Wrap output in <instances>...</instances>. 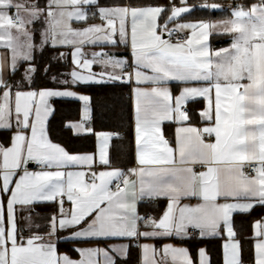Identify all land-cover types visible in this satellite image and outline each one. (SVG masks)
I'll return each instance as SVG.
<instances>
[{
    "label": "snow or ice",
    "instance_id": "6c2138e0",
    "mask_svg": "<svg viewBox=\"0 0 264 264\" xmlns=\"http://www.w3.org/2000/svg\"><path fill=\"white\" fill-rule=\"evenodd\" d=\"M180 2L177 7L170 0L165 7L0 0V134H7V143L0 138V264H126L133 242L142 250V264H194L185 247L166 243L157 248L139 241L183 243L197 236L226 238L223 264H244L234 217L264 208V0L237 5L231 19L169 28L170 21L192 11L187 0ZM166 12L170 15L160 24ZM90 18L101 23L72 27L74 21L87 24ZM185 30L190 34L173 42V33ZM212 34L229 35L232 42L212 49ZM120 44L130 46L131 72L125 71L128 61L114 53L83 50ZM61 46L74 49L72 70L48 77L49 63L43 72L53 86L34 87V52ZM24 65L21 79H14ZM94 66L101 71H93ZM133 81L135 167L125 170L111 165L113 134L93 133L88 126L92 98L73 89ZM169 82L183 85L178 95ZM54 99L82 102L80 121L65 127L77 137L96 135L97 153L71 154L50 139L47 124L55 112ZM190 102L203 104L196 124ZM165 123L174 125L171 139L164 135ZM30 164L40 170L30 171ZM97 165L103 170H93ZM65 201L70 209L64 208ZM145 201L166 203L158 217L141 216L137 206ZM45 202L58 205L47 218L46 231L23 236L17 229L18 211L27 210L31 220L32 206ZM253 230L251 262L264 264V218L255 221ZM62 232L69 235L61 237ZM61 238L129 243L75 248L71 251L80 259H73L58 252ZM198 264H210L205 249L198 250Z\"/></svg>",
    "mask_w": 264,
    "mask_h": 264
},
{
    "label": "trees",
    "instance_id": "16d2710c",
    "mask_svg": "<svg viewBox=\"0 0 264 264\" xmlns=\"http://www.w3.org/2000/svg\"><path fill=\"white\" fill-rule=\"evenodd\" d=\"M229 1L235 3V7L239 4L250 5L255 3L256 0H187L192 6V11L184 14V17L209 20L222 17L227 12L226 9H205L200 8L198 5L204 3H215L223 6ZM43 3V0H41ZM101 6H107L113 3L128 4L132 3L137 6L143 5H162L170 7V0H99ZM168 12L163 13L160 22H164ZM39 27V25L37 26ZM36 44L40 42L39 33L36 36ZM60 53L64 56L61 59ZM70 51L63 48L45 47L43 52L37 49L34 52L35 61L37 66V75L34 87H52L51 81L45 76L43 69L46 65L51 63V68L48 72V77L51 75H58L60 73L70 72L69 65ZM56 59L53 60L52 58ZM21 67L14 79L20 80L24 68ZM66 78V77H60ZM82 93H88L91 98V113L94 132L109 131L115 134L111 140L109 159L113 167H120L122 169L130 168L134 163V147H133V119H132V105L130 98V87L126 84L113 83V84H99V85H81L76 87ZM195 108L199 107L200 103H193ZM55 112L52 114L48 121V134L54 143L60 144L70 153H88L95 151L96 135H87L77 137L72 134V131L65 127L69 122L78 120L81 116V104L77 100L69 99H55L52 101ZM195 120V117H194ZM169 139L173 136V131L166 130ZM118 134V136L116 135ZM0 138L7 143V134H0ZM165 202L161 204L154 211L153 215L158 216L161 214ZM58 205L56 203L35 204L33 206L34 215L30 220L31 223H25V219L20 221L23 232L22 235L27 236L38 232L44 234L46 231L47 218L57 213ZM264 217V208L256 207L249 214L235 215L234 227L237 231L238 238L241 239L244 248V264L251 263V252L253 240V223L261 220ZM39 224L41 227L37 229L35 225ZM222 240L223 238H210L205 240H198L196 238L190 241L183 242L190 250L191 256L195 259L197 249L204 246L210 257V264H223L222 256ZM57 249L59 251H67L75 256L76 252L71 251L69 243L58 242ZM138 247L131 246L126 264H136L138 262ZM117 264H125L124 261L118 260Z\"/></svg>",
    "mask_w": 264,
    "mask_h": 264
},
{
    "label": "crops",
    "instance_id": "0c3cea01",
    "mask_svg": "<svg viewBox=\"0 0 264 264\" xmlns=\"http://www.w3.org/2000/svg\"><path fill=\"white\" fill-rule=\"evenodd\" d=\"M171 2L173 4H175V6L177 7H180L182 6L181 5V2L180 0H171ZM154 6H159V5H154ZM187 6L190 7L192 9V6L187 3ZM86 8L88 6H85ZM220 9H226L227 12L225 14H223L222 17H219V18H215V19H209V20H198V19H192V18H188V17H184V15H182L180 18H178L176 21H172L173 24H171L170 26L168 27H175L176 24L178 23H187V22H199V21H209V22H216V21H220V20H224V19H231V12L232 10L229 9L226 5H223L222 7H219ZM14 11V10H13ZM91 11H95V8L93 7L91 9ZM89 15L91 16V12L89 13ZM170 15V12H168L167 16ZM166 16V18H167ZM101 21L96 18V19H89L87 24L83 23V22H76L74 21L72 23V27L73 28H77V29H82L84 27H87L88 25L90 24H100ZM160 24H163L164 22H160ZM169 25V24H168ZM187 34V36L190 34V32L188 30H185L183 31ZM167 38V37H166ZM232 42V38L231 36L229 35H218V34H212L210 35L209 37V44L211 46L212 49H222V48H226V47H229V45L231 44ZM39 45V44H38ZM60 48H63V49H66L68 51H70V53L74 50L70 47H67V46H61ZM84 52L85 53H91L92 51H105V52H109V53H114L116 55L117 58H120V59H125L128 61V67L125 69V71L127 72H131L133 70V57L131 55V49H130V46H127V45H123V44H120V45H117V46H113V45H105L103 47L99 46V45H95V46H92V45H88V46H85L84 47ZM90 58V56H89ZM69 65H70V71L72 70L73 68V64H72V58H71V55L69 54ZM93 71L95 72H99L101 71L100 67L99 66H94L93 67ZM116 83H121L122 82H116ZM103 84H113V83H103ZM123 84H126V85H129L130 87V98H131V105H132V119H133V147H134V158H133V161L134 163L131 165V167H135V141H134V97H133V89L136 87V84L135 82L133 81L132 83H123ZM90 85H99V84H90ZM169 86L171 87V90L173 92L174 95H178L179 94V90L181 87H183V85L181 84H177L176 82H169ZM144 87H148V85H144ZM74 91H77L79 93H82L81 91L77 90L76 88L73 89ZM83 94H86V95H89L88 93H83ZM90 96V95H89ZM91 97V96H90ZM55 100V99H54ZM69 100H72V99H69ZM80 102V101H79ZM81 104V107H82V102H80ZM188 108L191 109V115H192V122L194 124L198 123V117L196 115V113L199 111V109L201 107H203V104L200 103L199 107L195 108L194 104L193 103H189L188 105ZM52 116V115H51ZM51 116L49 117V119L51 118ZM82 117V108H81V116L78 120H73V122H78L80 121ZM194 117H195V120H194ZM48 119V121H49ZM88 126L91 127L93 129V132H94V127H93V121H92V113L90 112V119L88 121ZM47 127H48V124H47ZM166 130H171L174 132V125L170 124V123H165L163 125V131H164V135L166 138H169L167 136V131ZM97 134L99 133H112V132H109V131H101V132H95ZM73 134V133H72ZM113 134V133H112ZM115 136V134H113V137ZM51 139V138H50ZM112 140V139H111ZM111 140L109 141V147H108V155L110 153V144H111ZM62 146V145H61ZM97 150H98V139L96 138V146H95V151L93 152H88L87 154H95L97 153ZM70 153V152H69ZM71 154H85V153H71ZM113 167V166H112ZM130 167V168H131ZM113 168H120V167H113ZM29 170L30 171H39L40 169L37 168L35 166V164H30L29 165ZM68 170L70 171H76V170H81L79 169L78 167H71L69 168ZM95 171H100V170H103V168L101 166H94V169ZM162 201H157V202H153V204H150L148 203L147 201L145 202H141L140 204H138L137 206V211L139 212L140 215L142 214H148L150 213L151 216H155L153 215L154 211L157 209V205H160ZM165 202V201H163ZM195 202V201H193ZM45 203H48V202H45ZM50 203V202H49ZM166 203V202H165ZM40 204H44V203H40ZM34 206V205H33ZM32 206V208H33ZM64 208L67 210V209H70L71 208V204L70 202H67L65 201L64 203ZM29 215L28 211L25 210L24 212H19L17 213V229L18 231L22 234V230H23V227L20 223V221L22 219H25V223H31L30 220L27 218ZM159 216V215H158ZM156 216V217H158ZM264 218V217H263ZM262 219V218H261ZM255 223V222H254ZM253 223V224H254ZM253 226V225H252ZM141 230H145L143 228H141ZM236 230V229H235ZM32 235V234H30ZM30 235H27V236H30ZM59 235L61 237H66L69 235V232H62V233H59ZM252 235L254 236V230L252 231ZM24 236V235H23ZM26 237V236H25ZM210 238H219V237H209V238H204V239H200L198 237H196V239L198 240H205V239H210ZM225 239L226 238H223L222 240V246L225 242ZM191 240V239H190ZM190 240H187V241H190ZM68 242L70 247L72 249H75V248H95V247H99V248H107L109 245H121V244H127L129 243V241L127 239H110V240H107V241H100V242H86V241H70V240H66V239H59L56 241V243L58 242ZM144 243H148V244H154L157 248H159L162 244H166V243H172L178 247H185L189 250L188 246L184 243H180L179 241H176V240H171V239H167V240H144V239H141L139 241V244H144ZM132 246H136V242H133ZM138 247V246H137ZM131 248V247H130ZM129 248V250H130ZM199 249H205L206 252H207V249L204 247V246H200L198 247L197 249V254H196V259L194 257H192L193 261H194V264H198V250ZM58 252L63 254V253H67L69 256H71L73 259H80L79 255L76 253L75 256L71 255L69 252L67 251H59L58 249ZM189 253H190V250H189ZM191 255V253H190ZM207 255L209 257V254L207 252ZM222 256H223V247H222ZM142 258H143V254H142V250L140 247H138V264H142ZM102 259V258H101ZM210 259V257H209ZM136 263V264H137ZM223 263V262H222ZM249 264H252L249 263Z\"/></svg>",
    "mask_w": 264,
    "mask_h": 264
},
{
    "label": "built area",
    "instance_id": "2783aa9c",
    "mask_svg": "<svg viewBox=\"0 0 264 264\" xmlns=\"http://www.w3.org/2000/svg\"><path fill=\"white\" fill-rule=\"evenodd\" d=\"M226 6L229 8V9H234L235 8V3L233 1H229L226 3ZM187 37V34L185 32H178V33H173V36H172V40L173 42H175L177 39L178 40H181L183 41L185 38ZM36 166V165H35ZM37 168H39L38 166H36ZM149 203V202H148ZM150 204H153L150 203ZM147 215H151L150 213L148 214H142L141 216H147ZM198 237V236H197ZM138 264V263H137Z\"/></svg>",
    "mask_w": 264,
    "mask_h": 264
},
{
    "label": "rangeland",
    "instance_id": "374dc122",
    "mask_svg": "<svg viewBox=\"0 0 264 264\" xmlns=\"http://www.w3.org/2000/svg\"><path fill=\"white\" fill-rule=\"evenodd\" d=\"M209 4H215V3H209ZM223 5H226V4H223ZM220 6H221V5H220ZM221 7H222V6H221ZM217 9H220V8H217ZM171 24H173L172 21L169 22V25H168V26H170ZM169 28H173V27H169Z\"/></svg>",
    "mask_w": 264,
    "mask_h": 264
}]
</instances>
